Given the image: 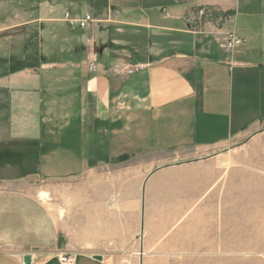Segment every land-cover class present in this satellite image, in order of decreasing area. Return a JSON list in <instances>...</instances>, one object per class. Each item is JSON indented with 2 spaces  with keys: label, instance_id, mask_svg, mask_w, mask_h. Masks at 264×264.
Masks as SVG:
<instances>
[{
  "label": "crops",
  "instance_id": "0c3cea01",
  "mask_svg": "<svg viewBox=\"0 0 264 264\" xmlns=\"http://www.w3.org/2000/svg\"><path fill=\"white\" fill-rule=\"evenodd\" d=\"M201 7L242 38L231 68L191 23ZM42 75L41 130L19 133L31 168L0 177V264L238 260L257 170L235 143L264 129V0H45Z\"/></svg>",
  "mask_w": 264,
  "mask_h": 264
},
{
  "label": "rangeland",
  "instance_id": "374dc122",
  "mask_svg": "<svg viewBox=\"0 0 264 264\" xmlns=\"http://www.w3.org/2000/svg\"><path fill=\"white\" fill-rule=\"evenodd\" d=\"M43 73L45 0H0V177L24 174L31 168L34 151L26 149L31 140L19 133L32 128L35 132L41 130L38 91L43 88L41 83H45ZM26 83L30 85L27 90ZM25 102L32 106L34 117L31 113L25 117L20 111ZM235 144L241 157L253 159L251 167L257 170V176L252 174L242 179V246L241 253L235 255L238 260H124L108 264H264V129ZM53 186L57 189L58 183Z\"/></svg>",
  "mask_w": 264,
  "mask_h": 264
},
{
  "label": "built area",
  "instance_id": "2783aa9c",
  "mask_svg": "<svg viewBox=\"0 0 264 264\" xmlns=\"http://www.w3.org/2000/svg\"><path fill=\"white\" fill-rule=\"evenodd\" d=\"M63 19H65L71 26L82 28L87 27L91 22L95 20L93 15L89 12H85L81 16H75L69 11H65L63 13ZM203 19H206L207 21L204 23ZM191 23L193 24L197 33L204 35L211 34L217 37L219 46L224 53V60L231 68L234 65L232 55L233 50L236 46L242 43V38L234 31L221 27L218 22L209 20V12L204 7H201L195 11ZM88 67L90 70H94L95 64L93 62H90ZM142 67L143 64L138 63L133 67L125 68V70L128 73H133L134 71L141 69ZM58 261L60 264H75V254L62 252L58 255Z\"/></svg>",
  "mask_w": 264,
  "mask_h": 264
},
{
  "label": "water",
  "instance_id": "95a60500",
  "mask_svg": "<svg viewBox=\"0 0 264 264\" xmlns=\"http://www.w3.org/2000/svg\"><path fill=\"white\" fill-rule=\"evenodd\" d=\"M25 264H30L29 263V257L28 256L25 257Z\"/></svg>",
  "mask_w": 264,
  "mask_h": 264
},
{
  "label": "trees",
  "instance_id": "16d2710c",
  "mask_svg": "<svg viewBox=\"0 0 264 264\" xmlns=\"http://www.w3.org/2000/svg\"><path fill=\"white\" fill-rule=\"evenodd\" d=\"M118 158H125V155H123V156H119Z\"/></svg>",
  "mask_w": 264,
  "mask_h": 264
}]
</instances>
